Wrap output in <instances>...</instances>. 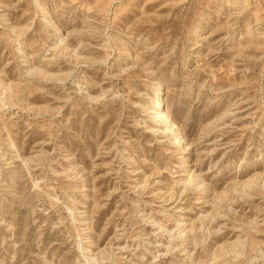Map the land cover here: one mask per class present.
Wrapping results in <instances>:
<instances>
[{"label": "rangeland", "instance_id": "1", "mask_svg": "<svg viewBox=\"0 0 264 264\" xmlns=\"http://www.w3.org/2000/svg\"><path fill=\"white\" fill-rule=\"evenodd\" d=\"M0 264H264V0H0Z\"/></svg>", "mask_w": 264, "mask_h": 264}, {"label": "bare ground", "instance_id": "2", "mask_svg": "<svg viewBox=\"0 0 264 264\" xmlns=\"http://www.w3.org/2000/svg\"><path fill=\"white\" fill-rule=\"evenodd\" d=\"M160 103L159 102H157V105H159ZM162 117H165L166 119H168L169 118V116L166 114V113H162ZM156 118H158V117H156Z\"/></svg>", "mask_w": 264, "mask_h": 264}]
</instances>
